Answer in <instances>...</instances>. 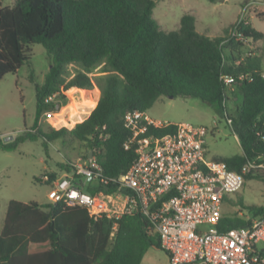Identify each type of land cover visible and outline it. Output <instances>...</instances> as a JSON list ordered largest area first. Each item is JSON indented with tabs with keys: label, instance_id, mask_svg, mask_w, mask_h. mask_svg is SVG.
<instances>
[{
	"label": "trees",
	"instance_id": "obj_1",
	"mask_svg": "<svg viewBox=\"0 0 264 264\" xmlns=\"http://www.w3.org/2000/svg\"><path fill=\"white\" fill-rule=\"evenodd\" d=\"M3 1L0 79L28 63L30 47L40 44L52 65L44 85L36 88V102L43 111H56L61 104L49 103L48 98L56 95L64 101L71 90L89 92L94 84L88 74L102 66V75L95 82L99 99L86 118L70 129L26 132L8 143L0 139V150H15L27 140L50 143L69 136L98 152L106 177H118L135 157L134 146L125 149L130 132L123 126L124 115L148 111L162 97L193 98L215 105L240 144V155L214 160L233 171L248 161L264 168V69L260 58L244 57L243 43L231 32L210 38L196 30L192 15H184L177 30L166 32L153 16L159 0H15L12 7L3 6ZM235 27L245 39L263 38L246 21ZM70 64L80 70L68 79ZM225 78L233 83L226 85ZM48 177L52 181L56 175ZM258 180L264 182V177ZM101 190L109 193L113 188ZM226 199L224 204H234ZM246 210L256 217L264 207ZM248 224L222 214L218 228L227 231ZM151 247L162 250L142 214L96 220L85 209L69 208L61 201L10 200L0 232V264H141ZM260 255L264 259V248Z\"/></svg>",
	"mask_w": 264,
	"mask_h": 264
},
{
	"label": "built area",
	"instance_id": "obj_2",
	"mask_svg": "<svg viewBox=\"0 0 264 264\" xmlns=\"http://www.w3.org/2000/svg\"><path fill=\"white\" fill-rule=\"evenodd\" d=\"M241 23L242 19L236 25ZM231 35L238 41L246 40L236 27ZM224 82L230 85L233 79L225 78ZM59 113H44L55 129L63 127L56 126ZM123 126L130 132L125 149L134 146L135 152L125 174L106 177L98 152L88 151L70 164L69 173L52 181L42 177L43 182L50 183L48 200L85 209L96 220L144 215L158 235L169 264H264L260 255L264 211L244 219L249 221L245 227L218 228L225 198L239 192L245 176L262 165L248 161L240 171H233L225 162L208 158V130L203 126L161 123L140 110L127 112ZM169 128L170 132L157 134ZM108 187L113 188L109 193L101 190ZM88 188L97 191L90 193Z\"/></svg>",
	"mask_w": 264,
	"mask_h": 264
},
{
	"label": "rangeland",
	"instance_id": "obj_3",
	"mask_svg": "<svg viewBox=\"0 0 264 264\" xmlns=\"http://www.w3.org/2000/svg\"><path fill=\"white\" fill-rule=\"evenodd\" d=\"M2 4L12 7L15 0H4ZM184 15L194 16L196 30L210 38L232 32L240 19L246 21L255 31L263 34V38L240 40L243 55L260 58L264 69V0H159L153 10L154 18L166 32L177 30ZM30 49L29 62L16 73L0 79V139L4 143L12 142L26 132L58 130L46 121L44 113L47 111L38 107L36 102V88L44 85L52 59L40 44H34ZM101 68L99 66L88 74L94 84L91 91L71 90L64 101L58 96L48 99L49 103L61 104L55 111L60 112L57 127L69 129L89 115L100 96L95 82L102 75ZM78 70L77 65H68V79L74 77ZM146 113L149 118L161 123L205 127L208 130L205 140L210 159L242 153L231 124L217 112L215 105L193 98L162 97ZM229 113L232 114V111ZM87 152L85 144L69 136L50 143L41 138L27 140L15 150H0V226L4 207L10 200L49 203L50 185L38 179L42 180L44 175L60 177L69 173L70 164L84 158ZM66 165L68 168H64ZM250 176L251 179L244 181L239 192L227 196L226 200L234 204L225 203L223 215L246 219L250 216L247 207H264V182L258 180L264 177V168L257 167ZM152 242L156 243V239L152 238ZM141 264H169V260L164 251L151 247Z\"/></svg>",
	"mask_w": 264,
	"mask_h": 264
},
{
	"label": "crops",
	"instance_id": "obj_4",
	"mask_svg": "<svg viewBox=\"0 0 264 264\" xmlns=\"http://www.w3.org/2000/svg\"><path fill=\"white\" fill-rule=\"evenodd\" d=\"M69 129H70V128H69ZM6 206H7V204H6ZM6 206L4 207V211H3V214H2V221H1V226H0V232H1V230H2V226H3V222H4ZM144 257H145V256H144ZM143 260H144V258H143ZM143 260H142V261H143Z\"/></svg>",
	"mask_w": 264,
	"mask_h": 264
},
{
	"label": "water",
	"instance_id": "obj_5",
	"mask_svg": "<svg viewBox=\"0 0 264 264\" xmlns=\"http://www.w3.org/2000/svg\"><path fill=\"white\" fill-rule=\"evenodd\" d=\"M170 99H172V97H170ZM88 156L90 157L91 156V153H89Z\"/></svg>",
	"mask_w": 264,
	"mask_h": 264
}]
</instances>
